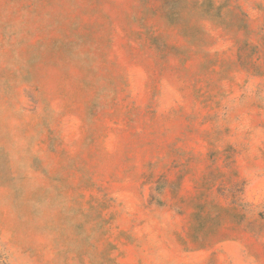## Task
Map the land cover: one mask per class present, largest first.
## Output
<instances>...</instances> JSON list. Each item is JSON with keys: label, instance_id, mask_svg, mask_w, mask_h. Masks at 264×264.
<instances>
[{"label": "rangeland", "instance_id": "374dc122", "mask_svg": "<svg viewBox=\"0 0 264 264\" xmlns=\"http://www.w3.org/2000/svg\"><path fill=\"white\" fill-rule=\"evenodd\" d=\"M0 264H264V0H0Z\"/></svg>", "mask_w": 264, "mask_h": 264}]
</instances>
